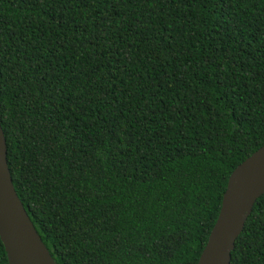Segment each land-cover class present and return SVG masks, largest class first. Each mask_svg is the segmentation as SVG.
<instances>
[{
  "label": "trees",
  "instance_id": "1",
  "mask_svg": "<svg viewBox=\"0 0 264 264\" xmlns=\"http://www.w3.org/2000/svg\"><path fill=\"white\" fill-rule=\"evenodd\" d=\"M0 120L55 264H198L264 146V0H0ZM231 264H264V194Z\"/></svg>",
  "mask_w": 264,
  "mask_h": 264
},
{
  "label": "water",
  "instance_id": "2",
  "mask_svg": "<svg viewBox=\"0 0 264 264\" xmlns=\"http://www.w3.org/2000/svg\"><path fill=\"white\" fill-rule=\"evenodd\" d=\"M7 153L0 122V238L9 264H55L17 194ZM263 194L264 146L231 174L219 217L198 264H231L236 240Z\"/></svg>",
  "mask_w": 264,
  "mask_h": 264
}]
</instances>
